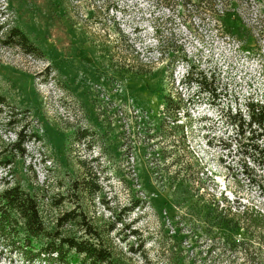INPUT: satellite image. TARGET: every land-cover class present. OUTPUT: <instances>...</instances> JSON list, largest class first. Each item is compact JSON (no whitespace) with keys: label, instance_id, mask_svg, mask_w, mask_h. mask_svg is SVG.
Listing matches in <instances>:
<instances>
[{"label":"rangeland","instance_id":"rangeland-1","mask_svg":"<svg viewBox=\"0 0 264 264\" xmlns=\"http://www.w3.org/2000/svg\"><path fill=\"white\" fill-rule=\"evenodd\" d=\"M71 1L66 15L62 0H0V24L19 25L43 51L0 41V194L20 184L53 229L74 208L55 203L84 160L103 187L85 211L124 220L112 234L116 264H248L233 247L244 229L219 224L216 202L264 210V173L249 177L225 148L229 110L264 94V0H232L227 17L213 13L222 0ZM190 66L212 74L215 96L186 82ZM180 95L190 98L179 122L188 149L168 134L166 97ZM20 132L36 135L23 155L11 147ZM253 246L264 264V244Z\"/></svg>","mask_w":264,"mask_h":264},{"label":"trees","instance_id":"trees-1","mask_svg":"<svg viewBox=\"0 0 264 264\" xmlns=\"http://www.w3.org/2000/svg\"><path fill=\"white\" fill-rule=\"evenodd\" d=\"M232 0H222V10H213L218 16H226L228 7ZM65 7V14L68 15L71 0H62ZM73 6V5H72ZM70 6V9L71 7ZM226 8L227 12L223 9ZM74 16L69 13V18ZM0 38L4 46L19 47L27 54L40 57L43 51L36 44L29 34L15 23L3 22L0 24ZM187 61V55L182 57ZM197 76V78H195ZM199 76L201 80H199ZM202 72L195 73V67L190 66L186 82L196 83L201 90L206 88L215 96L212 89V82ZM190 98L184 99L182 95L177 101L171 96L166 97L167 119L172 120L173 126H169L168 134H179L184 139L185 148L189 145L185 138L186 126L179 123L185 103ZM6 104V98L0 93V105ZM166 119V120H167ZM227 124L233 129L229 135V142L225 145L229 154L239 158L241 168L249 177H256L258 173H264V94L260 99L251 98L244 104L229 110ZM25 132V131H24ZM20 132L18 139L11 145L14 152L20 155L25 153L23 146L35 140L36 135ZM88 133L84 132L78 138L82 141L87 138ZM80 173L70 180V187L67 195L56 201L55 206L65 201L74 205L70 211L64 212L57 220L53 229H48L42 214L38 197L25 189L20 184L6 188L0 194V258L8 257L14 261L20 257L27 264L36 261H44L47 264H116L114 259V238L112 234L116 231L118 224L123 223L121 214L113 213L114 221H96L89 217L85 211V205L95 202L103 187L101 177L95 168L87 161H79ZM103 205L105 204L102 201ZM218 223L233 229H244L248 239L234 243V250L242 248L248 264H257V247L253 244H264V210L246 205L240 206L235 212L230 209L221 208L219 201L216 202ZM140 203L134 204L122 210L123 215H129ZM229 211V212H227ZM75 225L76 234H65L63 229L69 225ZM134 234H137L134 232ZM248 258V259H247ZM243 264H246L243 263Z\"/></svg>","mask_w":264,"mask_h":264}]
</instances>
